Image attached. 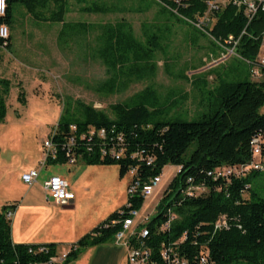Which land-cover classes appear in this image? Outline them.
<instances>
[{
  "label": "trees",
  "instance_id": "16d2710c",
  "mask_svg": "<svg viewBox=\"0 0 264 264\" xmlns=\"http://www.w3.org/2000/svg\"><path fill=\"white\" fill-rule=\"evenodd\" d=\"M155 1L180 18L189 19L195 26L201 24V30H198L218 46L235 52L244 62L257 65L264 40V0H252L256 2L257 11L251 17L245 13V6L229 2L210 13L207 25L199 20L206 16L208 4L213 0ZM6 3V14L0 16V27L9 28L16 4L23 6L38 22L63 24L68 12L66 0H6ZM95 11L98 9L88 10ZM155 39L149 38L148 47H145L122 26L109 27L103 62L118 74V69L122 70L132 61L131 73L149 72L152 65L141 67L140 64L151 61L154 52L151 47L156 48L157 43ZM4 47L10 48V34L7 39L0 38V48ZM10 90L11 82L0 80V121L5 116V101ZM207 94L215 96L216 104L210 105V110L196 121L166 118L167 108L157 105L155 93L149 88L130 104L112 106L114 118L91 106H83L81 117L62 118L52 136L59 153L55 161L48 158L47 165L67 162L61 148L71 135V126H76L78 136L88 133L90 128L97 131L114 128L116 134L124 135L129 155L144 151L154 163L146 166L129 156L117 162L101 159L99 149L90 155L86 153L82 141H79L78 153L83 155L82 162L89 165H117L120 178L139 166L138 177L142 182H137V192H143L144 183L160 175L165 167L181 168L165 191L156 215L140 227L149 231L145 239V246L151 252L148 264H165L162 252L169 247L187 264H200L201 256L206 254L208 264H264V197L253 188L262 174L252 171L248 176L229 180H215L209 176L222 168L247 166L253 162L252 141L264 139V81L224 80L214 91L207 90ZM193 144L196 148L189 153ZM189 178L195 185L205 186L208 192L199 197L186 196L183 190ZM246 193H249L248 198H245ZM143 203V198L135 197L131 200V208L140 210ZM16 207L12 205L0 210V264H49L57 257V245H44L48 248L47 254H33L30 250L39 245L13 243L11 220L6 214ZM128 210L124 207L122 211ZM170 214L176 218L163 230ZM126 216L119 212L112 214L92 233L73 244L62 264L76 260L89 247L115 240L122 227L120 224L113 226L111 222ZM223 217L227 226L216 229L217 222ZM132 244L137 245L136 239Z\"/></svg>",
  "mask_w": 264,
  "mask_h": 264
},
{
  "label": "rangeland",
  "instance_id": "374dc122",
  "mask_svg": "<svg viewBox=\"0 0 264 264\" xmlns=\"http://www.w3.org/2000/svg\"><path fill=\"white\" fill-rule=\"evenodd\" d=\"M66 2L68 12L63 24L38 22L23 6L14 5L10 48H0V80L11 82L5 116L0 121V210L5 201L20 200L26 189L36 190L37 198L42 197L43 181L56 166L43 163L44 143L53 136L62 118L81 117L83 106L114 118L112 106L130 104L150 88L157 105L167 108L166 118L196 121L210 110V105L215 106V96L207 94V90L214 91L222 81H264V45L257 65H251L235 52L218 46L189 19L169 12L155 0ZM94 9L98 11L88 12ZM117 26L132 32L145 47L149 38H156L151 61L140 64L152 65L151 71L131 73L132 61L118 69V74L103 62L106 31ZM261 144L264 152V139ZM195 148L193 144L189 153ZM39 157L42 160L38 161ZM257 162L262 175L253 188L264 197V153ZM33 164L41 170V176L28 187L21 183V173ZM77 167L78 164L71 168V175ZM163 171L162 182L140 209L136 227L156 215L178 168L171 165ZM252 171L248 169L245 176ZM69 174L70 171L63 177L72 182ZM131 178L128 174L120 179L117 165L90 171L81 196L75 190L79 199L85 196L83 202L71 210L74 212L70 211L71 215L66 212L58 216V222L82 224L105 212L111 215L122 211L128 201L126 190ZM248 197L246 193L245 198ZM111 208L115 210L110 212ZM63 255L61 249L58 257Z\"/></svg>",
  "mask_w": 264,
  "mask_h": 264
},
{
  "label": "built area",
  "instance_id": "2783aa9c",
  "mask_svg": "<svg viewBox=\"0 0 264 264\" xmlns=\"http://www.w3.org/2000/svg\"><path fill=\"white\" fill-rule=\"evenodd\" d=\"M261 1V0H258ZM232 2L238 6H245V13L247 16H253L256 11V2L252 0H213L208 4V11L205 17H202L200 22H203V25H207L209 21V15L213 10H218L220 7H224L227 3ZM7 3L6 0H0V16H4L6 14ZM9 28L7 26L0 27V38L7 39L9 37ZM264 45V40H263ZM264 65V63H263ZM71 135L66 138L65 142L62 144V153L64 154L67 163L69 165H76L79 161H82V153H78L79 149V141L85 142L83 149L89 155L98 150V154L101 159H109L111 161H121L125 158H129L131 160H137L139 163L146 164V166H151L154 163V159L150 156H147L144 151L128 154V148L126 144V140L123 134H116L114 128L110 131L106 129L95 130L90 128L88 133H83L81 135L76 134V126H71ZM261 138H254L252 141L253 145V157L254 160L250 165L234 167V168H222L213 173H209V176L213 177L215 180L217 179H226L229 180L231 177H243L245 176V172L248 169H253V171H259L260 165L257 162L258 156H262V148H261ZM44 161L43 163L47 165L48 158H56L59 153L58 145L53 141L52 137L49 140H46L44 143ZM138 168L133 167L129 170L128 174L131 175V181L127 187V197L128 201L125 207L129 210L127 212L120 211L121 215L127 216L124 219L115 220L111 222V225H121V230L116 234L115 240L120 241L127 235H129V239L127 242L128 247V256L127 261L128 264H148L151 252L145 246V239L148 238L149 231L147 228L140 227L144 226V224H139L136 227L135 220L139 216L140 210L132 209L131 200L135 197H141L144 201L151 197L156 188L162 182L164 171L156 176L151 178L148 182L144 183V192H137V182H142L138 177ZM178 171L173 179L181 172V168L177 167ZM41 170L32 169L29 172L23 174L21 176L22 181L27 186L31 187L35 183H37ZM127 174V175H128ZM171 184V183H170ZM43 188L47 192L50 199H52L57 204H72L75 201V195L70 190L69 182L60 177V176H51L43 182ZM168 189V188H167ZM208 192L207 188L203 185H195L191 178L187 181V187L183 190V193L188 197H199ZM165 194V192H164ZM163 194V196H164ZM14 210L10 209L7 211V218L12 220L14 217ZM175 216L173 214L169 215L168 222L163 225V230L169 228L172 221L175 220ZM108 225H106L107 227ZM225 218H221L217 224L216 229H221L226 227ZM134 228V229H133ZM136 239L137 245L132 244V240ZM30 253L33 254H47L48 248L44 245L37 246L36 249L30 250ZM67 254H64L61 258L57 257L51 259L49 264H62L65 260ZM162 258L165 264H187L184 259H181L174 253L172 247L164 249L162 252ZM208 254L202 255L200 258V264H208Z\"/></svg>",
  "mask_w": 264,
  "mask_h": 264
},
{
  "label": "crops",
  "instance_id": "0c3cea01",
  "mask_svg": "<svg viewBox=\"0 0 264 264\" xmlns=\"http://www.w3.org/2000/svg\"><path fill=\"white\" fill-rule=\"evenodd\" d=\"M41 151L43 152V148H41ZM39 160H42V158L39 157L38 161ZM52 160L55 161L57 158H53ZM77 164L78 167L76 168L74 174L71 175V168ZM77 164L69 165L67 162L50 163L49 165L56 166L52 167V174L45 178V180L51 176H60L64 178L63 175L70 171L69 175L70 177L72 176V182H68L70 184V190L75 195V201L72 204H52L54 201L49 198L47 192L43 188V184L42 191L44 194L40 199L36 196V190L26 189L20 200L5 201L4 207H11L12 205L17 206L14 210V217L11 220V235L12 241L15 245L54 244L57 245V255H59L61 249L62 251L64 250V254H67L73 244L77 243L84 236L92 233L95 228L100 226L112 214H114L111 213L110 215V213L108 214V212H105L104 214H99L82 224L71 222L69 225H64L63 223L61 224L58 222V216L64 215L66 212H69L68 214L71 215L70 211H75V209L81 205V202H83L82 199L84 200L85 196L83 197L82 195V199H79L75 190H78V192L80 191L81 196V191L85 186L84 184H86L88 173L90 171H96V169L106 167V165H89L82 161ZM35 166L37 165L33 164L31 167L24 169L21 176L32 169H37ZM117 168L119 169L118 166ZM21 183L24 184L22 179ZM39 200L40 202H43V204H40ZM52 210L54 212H52ZM114 210L115 208H111L109 211L112 212ZM128 237L129 235L120 241L112 240L101 245L89 247L85 249L76 260L67 264H116V262L121 261H123V264H126L128 263Z\"/></svg>",
  "mask_w": 264,
  "mask_h": 264
},
{
  "label": "bare ground",
  "instance_id": "6f19581e",
  "mask_svg": "<svg viewBox=\"0 0 264 264\" xmlns=\"http://www.w3.org/2000/svg\"><path fill=\"white\" fill-rule=\"evenodd\" d=\"M197 27H198V29H200L201 30V24H199V25H196ZM143 192H144V186H143Z\"/></svg>",
  "mask_w": 264,
  "mask_h": 264
}]
</instances>
